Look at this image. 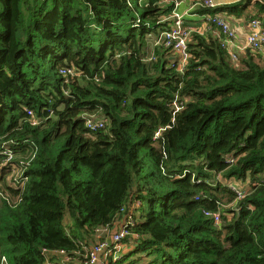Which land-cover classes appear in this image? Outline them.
<instances>
[{
	"label": "trees",
	"instance_id": "1",
	"mask_svg": "<svg viewBox=\"0 0 264 264\" xmlns=\"http://www.w3.org/2000/svg\"><path fill=\"white\" fill-rule=\"evenodd\" d=\"M173 7L0 0V264H87L137 202L106 264H264V58L233 61L209 23L181 73L149 45ZM247 7L264 19V0L196 13Z\"/></svg>",
	"mask_w": 264,
	"mask_h": 264
},
{
	"label": "built area",
	"instance_id": "2",
	"mask_svg": "<svg viewBox=\"0 0 264 264\" xmlns=\"http://www.w3.org/2000/svg\"><path fill=\"white\" fill-rule=\"evenodd\" d=\"M164 2H171L174 4V7L167 17L170 20L168 29L160 33L158 43L160 42L165 47L172 49V59L176 63L178 71L183 73L191 56L188 43L192 32L196 28L187 24L185 19L186 15L176 8L177 4L175 0H164ZM196 5L197 7L213 9L217 7V2L216 0H197ZM204 15L208 22L217 28L216 32L221 37V45L228 50L233 61H238L242 53L246 51H250L264 58V19L258 17L250 19L248 23L249 31L245 39L241 41L225 14L215 13ZM70 73L74 75V72L70 71ZM179 109L177 107V110ZM33 124H36V121H33ZM87 126L93 132H96L105 126V122L102 119H89L87 120ZM10 158L11 156L9 155L6 161ZM232 188L239 193L240 197L245 195L239 192L234 186ZM136 205L139 206L140 202H137ZM128 214H125L118 221L113 229V234L109 238L99 240L98 243L90 246L87 264H106L112 256H117L119 250H124L125 241L131 235L128 229L132 222V214ZM206 215L212 217L216 225L221 223L222 216L220 212L206 211Z\"/></svg>",
	"mask_w": 264,
	"mask_h": 264
},
{
	"label": "crops",
	"instance_id": "3",
	"mask_svg": "<svg viewBox=\"0 0 264 264\" xmlns=\"http://www.w3.org/2000/svg\"><path fill=\"white\" fill-rule=\"evenodd\" d=\"M197 0H175V3L177 4L176 8L184 13L186 15V22L189 24L191 27L196 28L201 33H204L205 29H208L210 27L209 22L207 18H205V15H200L196 13L197 10V5H196ZM241 0H216L217 2V7L222 6L224 4H231V3H238ZM145 2V0H144ZM229 18L231 26L234 28L236 31L239 40H244L248 31H249V20L251 17H253L256 14V11H254L252 8L247 7L244 11L241 13H229V12H223L224 14ZM215 34L218 35L216 32ZM151 45H156V40ZM152 47V46H151ZM154 47H152L153 49ZM227 50V49H226ZM228 51V50H227ZM149 59V58H148ZM247 182H245L246 184ZM248 184V183H247Z\"/></svg>",
	"mask_w": 264,
	"mask_h": 264
},
{
	"label": "rangeland",
	"instance_id": "4",
	"mask_svg": "<svg viewBox=\"0 0 264 264\" xmlns=\"http://www.w3.org/2000/svg\"><path fill=\"white\" fill-rule=\"evenodd\" d=\"M159 36V35H158ZM151 43H153V39H150V41H149V45H150V49H151V51H152V47H153V45H151ZM152 46V47H151ZM152 54H150V56H151ZM149 56V57H150ZM226 181H228V183L229 184H235V188L239 191V192H246V189L248 188V184L246 183H242L241 181H239L238 179H236V178H231V179H228V180H226ZM235 208V206H234V204H233V202H228V198L226 199H224L223 200V205H222V211H225V212H227V210H228V208ZM113 231L114 230H112V231H109V230H103V229H100L99 230V234H98V236H97V239L95 240V241H93L92 243H94V244H96V243H98L99 242V240H101V239H107V238H109L112 234H113ZM94 244H91V245H94ZM126 245V244H125Z\"/></svg>",
	"mask_w": 264,
	"mask_h": 264
},
{
	"label": "clouds",
	"instance_id": "5",
	"mask_svg": "<svg viewBox=\"0 0 264 264\" xmlns=\"http://www.w3.org/2000/svg\"><path fill=\"white\" fill-rule=\"evenodd\" d=\"M170 13H171V12H170ZM219 13H220V12H219ZM158 38H159V36H158ZM156 42H158V39L156 40ZM242 54H243V53H242ZM228 185H229V187H230L235 193H237V200L242 199V198H244V197L246 196L247 192H242V193L245 194L243 197H240V196H239V193L236 192V191L232 188L233 186L235 187V184H229V183H228ZM233 204H234V206H235V210H237L238 207H237V205H236V202H233ZM135 207H137L136 204L133 205V206L131 207V210H130V212H129L130 214H132L131 211H132V209L135 208ZM209 211H210V210H209ZM209 211H208V212H209ZM237 211H238V210H237ZM205 212H206V211H205ZM210 212H220V213H221V216H222V211L217 210V211H210ZM124 215H125V214H124ZM124 215H123V216H124ZM128 215H129V214H128ZM123 216H122V217H123ZM122 217H121V218H122ZM121 218H120V219H121ZM118 221H119V220H118ZM118 221H117V223H118ZM221 222H222V219H221ZM117 223H116V224H117ZM116 224H115V226H116Z\"/></svg>",
	"mask_w": 264,
	"mask_h": 264
},
{
	"label": "bare ground",
	"instance_id": "6",
	"mask_svg": "<svg viewBox=\"0 0 264 264\" xmlns=\"http://www.w3.org/2000/svg\"><path fill=\"white\" fill-rule=\"evenodd\" d=\"M234 3V2H233ZM225 14V13H224ZM156 46H157V43H156ZM153 58V57H152ZM91 119V118H90ZM87 122V121H86ZM81 249V248H80ZM76 251H78V250H76ZM108 263V262H107Z\"/></svg>",
	"mask_w": 264,
	"mask_h": 264
}]
</instances>
